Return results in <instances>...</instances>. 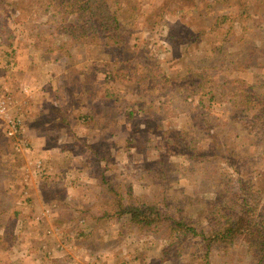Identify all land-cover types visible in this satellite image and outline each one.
Returning a JSON list of instances; mask_svg holds the SVG:
<instances>
[{
  "label": "rangeland",
  "instance_id": "obj_1",
  "mask_svg": "<svg viewBox=\"0 0 264 264\" xmlns=\"http://www.w3.org/2000/svg\"><path fill=\"white\" fill-rule=\"evenodd\" d=\"M55 12L0 0V57L11 44L16 72L0 78V103H11L0 116V264H256L242 244L171 245L106 213L114 190L207 235L226 174L257 192L264 216V103L247 118L231 100L234 82L264 83V2L124 0L127 46L74 48L66 66L38 43Z\"/></svg>",
  "mask_w": 264,
  "mask_h": 264
},
{
  "label": "trees",
  "instance_id": "obj_2",
  "mask_svg": "<svg viewBox=\"0 0 264 264\" xmlns=\"http://www.w3.org/2000/svg\"><path fill=\"white\" fill-rule=\"evenodd\" d=\"M259 1L264 2V0ZM47 2L56 12L49 21L52 27L45 29L46 38L38 41L43 46L41 48L44 49L43 59H46L49 54L58 55L56 58L64 60L66 66L73 60L72 50L74 48L80 50L90 47L123 49L127 46L125 37L129 35V25L120 17L123 12L124 0H47ZM243 9V14H245V5ZM230 26L233 28V25ZM218 27L219 22H215L212 29ZM57 34L65 35L67 41L61 45L56 44L52 38ZM34 43L33 40L32 44ZM3 48L6 51H3V56L0 57V78L9 81L13 75H16V72L7 73L10 61H7L6 58L15 52V48L11 47V44L9 47L3 46ZM66 74L67 72L62 73V79ZM119 74H123V68L120 69ZM148 74L153 78L152 71H148ZM109 79V75L105 76L102 83L105 85ZM93 82L103 85L100 81H98L99 83ZM234 83L238 86L236 90L238 93H233L231 100L238 107L244 106L246 103L245 113L248 118V114L257 112L252 111V107L256 108L258 103H264V83L257 82L251 85L239 81ZM81 90L83 95L90 96L87 90L84 88ZM58 108L52 105V116L57 115ZM51 118L53 119V117ZM51 123L54 125L60 122L54 120ZM100 181L103 186L107 184L102 177H100ZM218 182V188H221L220 202L211 204L212 206L209 207L208 213L214 224L207 235L198 234L196 229L185 219L171 216L153 202L124 205L121 196L114 190H111L113 211L106 215L118 220H123L125 217L127 225L140 231H165L164 235L171 240V245L178 239L198 236L207 247L214 246L228 250L234 245L242 244L256 264H264V216L259 209V202L256 200L257 192H253V189L247 183H243L241 179H233L230 175H221Z\"/></svg>",
  "mask_w": 264,
  "mask_h": 264
},
{
  "label": "built area",
  "instance_id": "obj_3",
  "mask_svg": "<svg viewBox=\"0 0 264 264\" xmlns=\"http://www.w3.org/2000/svg\"><path fill=\"white\" fill-rule=\"evenodd\" d=\"M11 105V103H3L1 102L0 103V116H4L6 115V112H7V108L8 106ZM18 123L19 121H9L7 123V136L8 137H15L17 134H18V129H17V126H18ZM40 166V164H39Z\"/></svg>",
  "mask_w": 264,
  "mask_h": 264
}]
</instances>
